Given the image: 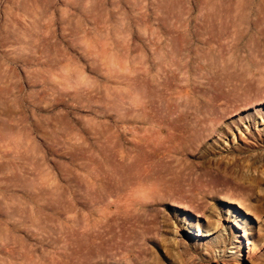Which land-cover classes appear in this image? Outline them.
<instances>
[{
  "label": "rangeland",
  "instance_id": "obj_1",
  "mask_svg": "<svg viewBox=\"0 0 264 264\" xmlns=\"http://www.w3.org/2000/svg\"><path fill=\"white\" fill-rule=\"evenodd\" d=\"M245 1L0 0V264H82L84 241L129 264H264V67L227 53L226 6L264 8ZM131 143L148 163L185 148L149 213L122 186Z\"/></svg>",
  "mask_w": 264,
  "mask_h": 264
},
{
  "label": "bare ground",
  "instance_id": "obj_2",
  "mask_svg": "<svg viewBox=\"0 0 264 264\" xmlns=\"http://www.w3.org/2000/svg\"><path fill=\"white\" fill-rule=\"evenodd\" d=\"M247 1V0H246ZM245 1V2H246ZM250 1V0H249ZM252 1V0H251ZM259 1V0H258ZM263 2V1H262ZM248 1L245 3L247 4ZM254 5V4H253ZM258 5V4H257ZM260 5H261V2H260ZM264 5V4H263ZM248 6V5H247ZM246 6V7H247ZM251 6V5H250ZM248 8V7H247ZM251 8V7H250ZM261 10L262 12H264V8L260 9V8H251V9H247V11L242 7V5H237L235 7H232L230 5H227L226 8H225V21H226V26H227V29H230V28H233L234 29V33H237L239 34L238 35V39H237V42L235 44H230L228 45V54H229V57L231 58L232 56H234V51H233V48L235 47V49L239 50L240 48H242L243 52H247L246 55L242 56V58H240L239 60V63L241 66H245L248 64V62H250V64L255 67L256 69H261L262 67H264V57L263 56H259L258 54L259 53V46H260V38H254L252 39V33H255V31H258L257 28H259V26L261 27L260 23L258 25V20L257 17L259 14H262L261 13ZM254 16V18H253ZM263 17V16H262ZM263 20V19H262ZM262 23V21H260ZM264 22V21H263ZM264 24V23H263ZM258 25V26H257ZM254 30V32H253ZM262 30V29H261ZM233 33V35H234ZM258 32H256L257 34ZM260 33V31H259ZM254 35V34H253ZM259 35V34H257ZM228 38H230V36H228ZM264 47V46H263ZM262 49V48H261ZM264 49V48H263ZM262 49V50H263ZM261 52V51H260ZM264 53V52H263ZM248 55V56H247ZM239 56V55H238ZM238 59V57H237ZM262 72V70H260ZM260 72V73H261ZM259 73V75H261ZM263 75V74H262ZM261 75V76H262ZM181 132V130H180ZM170 133V132H169ZM183 133V132H182ZM172 134V132L170 133ZM175 134V133H174ZM173 134V135H174ZM185 134H187V132H185ZM191 134V133H190ZM147 135V134H146ZM149 135V134H148ZM147 135V136H148ZM179 135V134H178ZM188 135V134H187ZM143 137L145 135H142ZM184 136V135H182ZM150 137H152L150 135ZM171 138V135L168 136L167 135V138ZM174 137V136H173ZM181 137V136H180ZM167 138H164L167 140ZM175 138V137H174ZM178 138V137H177ZM185 138H186V135H185ZM183 137V141H185V139ZM147 139V137H145V140ZM154 139V138H153ZM135 140V139H134ZM143 140V139H142ZM179 140H181L179 138ZM165 141V140H164ZM188 141H190L191 143H196L199 141L198 137L195 136V135H191V136H188ZM146 142V141H145ZM171 142V141H170ZM180 143V141H178ZM177 142V143H178ZM134 143V142H133ZM157 143V142H156ZM167 143H169L167 141ZM185 143V142H184ZM132 144V143H131ZM160 144V143H159ZM164 144V143H162ZM160 144V146L162 145ZM172 144V143H171ZM182 144V143H180ZM200 144V143H199ZM202 144V143H201ZM156 146V145H155ZM154 146V147H155ZM167 146V145H166ZM201 146V145H200ZM199 146V147H200ZM163 147H165L163 145ZM173 147V146H171ZM188 147H190L188 145ZM159 148V147H158ZM162 148V147H161ZM165 148H168V147H165ZM172 151H169V153H172L171 156L169 155V158L171 159L169 162L166 160L165 163H157V162H153L151 159V156H150V163L147 162V154H146V151L141 149L140 147L132 144L131 148H130V152L128 154V160L125 164V166L127 167L128 171H126L128 174L125 173V171L123 172V174L125 173L127 176H124L122 175L123 177V183H122V186L123 187H127L129 190L128 192H130L132 198L134 199L133 202H136L137 201V197L140 196L141 199H142V203L139 204V207L137 209V213H140V214H144L145 212L147 213V211L149 210V208H151L153 206V202L159 200H163L164 198L167 197V195L164 193H160V189H158L160 186H163L168 182V180H161V178L159 177V174L162 175V172L159 173V174H155L157 171L156 170H160V171H164L166 173V177L170 176L171 177V180L170 181H174V183L176 181H178V179H180L182 177V174L185 170V167H184V161L182 162V160L179 158L183 156V152L185 151V148L183 145L181 146H174L173 148H171ZM193 149V148H190V150ZM168 150V149H167ZM188 150H186L185 153H188L187 152ZM192 151V150H191ZM165 152V151H164ZM166 153V152H165ZM193 153V152H192ZM195 153H193L194 155ZM150 155V154H149ZM148 155V157H149ZM186 155V154H185ZM203 155V154H202ZM201 155V156H202ZM98 156L100 157V161L102 163H105L104 161V158H103V155H102V152H98ZM168 156V155H167ZM191 156V155H190ZM189 156V157H190ZM200 156V157H201ZM166 157V156H165ZM167 158V157H166ZM205 158V157H204ZM155 159V158H154ZM202 159V158H201ZM161 160V159H160ZM159 160V161H160ZM164 161V159H162ZM161 160V161H162ZM154 161H157V160H154ZM168 162V163H167ZM203 161H201L202 163ZM206 163V162H205ZM144 164H146L145 166H143ZM191 165V164H190ZM111 168V171H110V174H109V177H114L116 175H118V172H117V169H114V167H110ZM190 169V167H189ZM121 174V173H120ZM158 175V176H157ZM187 175V174H186ZM157 176V179H155V177ZM163 178V176H162ZM184 179V178H183ZM182 179V180H183ZM190 179V178H189ZM158 182H156V181ZM181 180V179H180ZM169 181V182H170ZM196 181V180H194ZM202 181V180H201ZM180 183V182H179ZM196 183L198 184V182L196 181ZM201 182H199L200 184ZM176 184V183H175ZM170 185V183H169ZM180 185H178L177 187H179ZM158 187V188H157ZM162 187V188H163ZM166 187V185H165ZM161 188V190H162ZM168 188V186H167ZM170 189H172L171 187H169ZM174 188V187H173ZM123 190V189H122ZM169 190V189H167ZM166 191V189H165ZM170 192V191H169ZM173 192V191H172ZM176 192V191H174ZM173 192V193H174ZM102 193V192H101ZM209 193V192H208ZM170 194V193H169ZM129 195V193H128ZM204 197L208 196V195H203ZM129 197V196H128ZM212 196H210L209 198H211ZM127 198V197H126ZM131 198V197H129ZM136 199V200H135ZM139 199V198H138ZM207 199V198H206ZM128 200V199H127ZM131 200V199H130ZM132 201V200H131ZM132 205V203H131ZM159 205V204H158ZM127 206H130V205H127ZM134 206V205H133ZM155 206V205H154ZM136 207V206H134ZM130 208V207H129ZM135 213V212H134ZM149 213V211H148ZM132 215V214H131ZM139 218V217H137ZM188 229H189V233L191 234H194V235H202V232H199V229L195 228V227H192L190 224H188ZM252 244H248L247 246L249 248H251ZM252 250V249H251ZM93 251V250H92ZM91 247L90 245L84 241V243L81 245L80 247V259L82 261V264H87V262L89 261V259H95V260H98L96 261L97 264H101L103 263V260H105L106 258L110 261V260H115L116 264H129V260L128 259V256L126 255H119V254H113L111 252V254H109L107 257L105 256H101L100 254H96V255H91ZM103 254V253H102ZM153 254V253H151ZM116 256H118L117 259ZM157 259V257H156ZM106 262V261H104Z\"/></svg>",
  "mask_w": 264,
  "mask_h": 264
}]
</instances>
